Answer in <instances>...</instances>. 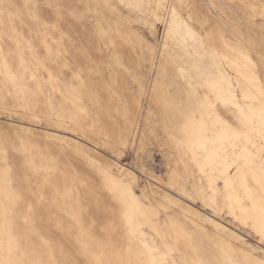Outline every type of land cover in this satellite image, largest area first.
Listing matches in <instances>:
<instances>
[{
	"label": "snow or ice",
	"instance_id": "1",
	"mask_svg": "<svg viewBox=\"0 0 264 264\" xmlns=\"http://www.w3.org/2000/svg\"><path fill=\"white\" fill-rule=\"evenodd\" d=\"M0 117V264H264V0H0ZM10 117L99 135L113 157L135 132L142 165L167 141L211 212L161 222L84 156L105 200L56 153L72 142L40 148Z\"/></svg>",
	"mask_w": 264,
	"mask_h": 264
},
{
	"label": "rangeland",
	"instance_id": "2",
	"mask_svg": "<svg viewBox=\"0 0 264 264\" xmlns=\"http://www.w3.org/2000/svg\"><path fill=\"white\" fill-rule=\"evenodd\" d=\"M204 2V0H201ZM163 26H160L159 35L160 38L163 35ZM154 79V78H153ZM106 95V94H105ZM107 102V101H106ZM148 104L145 102L144 111L141 116V121L148 117ZM115 112V108H113ZM115 118V117H113ZM5 123V119L0 117V124ZM6 123L13 130H20L25 136L31 133L35 143L40 148H46L52 141L47 140L49 135H54L66 139L72 142L71 144L65 143L62 147H56L57 154L64 155V161L73 163V166L81 171L85 175L91 174V178L96 183V187L100 189V195L105 200H110V196L101 188L102 178L97 173H93L92 169L88 166L84 156L89 157L91 160L96 161L98 166H108L109 176L117 183L131 184L132 191L136 196H143L148 204L153 208H159L160 221L165 219L164 210L169 209V215H183V212L187 209H193L194 212H202L204 215H209L211 210L205 209L202 202L196 199L189 200L186 195H183L185 184L188 189L191 190L193 181L190 174L185 173L184 165L181 162L180 153L175 151L173 147L167 146L164 143H157L154 148L148 153L150 159L147 164L137 163V151L139 150L140 141L133 133V138L128 142L127 147L124 148L123 155L113 157L110 150L105 147V140L99 135L95 138L89 136L85 139L84 136H78L75 131H69L67 128L53 129L48 124H38L30 119H21L10 117L7 118ZM141 133L143 132V124L140 126ZM107 135V133H105ZM163 136V132H161ZM79 145L77 150L76 145ZM79 153H83V156ZM143 157V153H141ZM146 159V157H144ZM115 160V163L122 164L123 170L118 167H111V162ZM144 167L148 168L147 173L144 172ZM133 174L131 177L129 174ZM175 174V181L170 185V181L173 180ZM195 183H199V176L195 177ZM179 184V187L176 185ZM171 198V202L169 199ZM182 202L184 208L180 209L176 207V204ZM217 224L223 226L224 229H228L231 232H236L238 235H242L244 240L249 244L257 246L259 240L254 236H249L247 230H243L237 223L228 216L225 212L222 216H211ZM209 232L214 231L211 225H207Z\"/></svg>",
	"mask_w": 264,
	"mask_h": 264
},
{
	"label": "bare ground",
	"instance_id": "3",
	"mask_svg": "<svg viewBox=\"0 0 264 264\" xmlns=\"http://www.w3.org/2000/svg\"><path fill=\"white\" fill-rule=\"evenodd\" d=\"M118 168H119L120 170H123V169H124V166H123L122 164L118 163Z\"/></svg>",
	"mask_w": 264,
	"mask_h": 264
}]
</instances>
